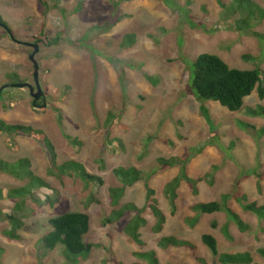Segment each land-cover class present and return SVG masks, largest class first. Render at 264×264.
Returning <instances> with one entry per match:
<instances>
[{"label":"rangeland","instance_id":"1","mask_svg":"<svg viewBox=\"0 0 264 264\" xmlns=\"http://www.w3.org/2000/svg\"><path fill=\"white\" fill-rule=\"evenodd\" d=\"M42 1L45 6L38 0H0V17L16 40L38 45L35 59L47 107H32L27 89L8 88L0 99V118L43 130L59 164L80 162L88 173L101 177L103 184L85 185L73 176L50 175L47 156L34 139L0 133V158L10 163L28 159L33 173L49 185L35 192L36 201L27 200L32 213L23 219L19 240L4 235L11 227L0 220V264H131L140 262L135 252L146 250L155 251L160 264H202L198 259L217 264L201 242L203 234L216 238L220 253L249 252L253 264H264L259 254L264 249V220L243 211L235 199L245 194L249 201L264 206V116L252 114L264 109V98L254 91L240 111L229 112L217 103L199 101L190 87L192 64L201 54L216 55L238 70L258 68L264 87V20L254 22L251 30L230 27L222 4L230 5L232 0H130L115 7L112 0ZM249 1L264 9V0ZM114 9L127 17L104 32L102 27L111 22ZM127 34H134L136 41L122 49ZM55 37L62 40L47 46ZM39 38L43 42L38 43ZM21 43L11 40L0 26V85L7 79L8 84L33 83L28 59L33 49ZM109 112L116 119L106 127ZM57 113L62 117L61 127ZM64 135L81 145L72 146ZM160 157L187 159V174L192 178H202L216 168L213 177L199 183L196 196L186 183L180 184L173 215L164 186L180 171L159 168ZM117 167L147 173L166 217L163 230L155 233L156 219L145 210L141 249L124 232L134 213L105 224L115 209L108 189L120 186L113 173ZM26 182L0 172L4 195ZM224 194L230 196L228 207L249 225L248 231L240 232L224 213L200 215L194 227L187 225L185 220L195 215L192 205L220 201ZM48 198L57 199L53 207ZM128 202L145 205L143 181L127 189L118 207ZM13 205L7 198L0 200V218L10 214ZM66 212L90 216L85 241L99 248L85 256L71 255L63 246L44 249L42 238L50 230L49 220ZM224 225H228V235ZM165 236L188 240L196 249H162L158 243Z\"/></svg>","mask_w":264,"mask_h":264},{"label":"trees","instance_id":"2","mask_svg":"<svg viewBox=\"0 0 264 264\" xmlns=\"http://www.w3.org/2000/svg\"><path fill=\"white\" fill-rule=\"evenodd\" d=\"M126 1L130 0H119L118 2L112 0V4L115 7L119 2ZM38 2L45 6L42 0H38ZM222 7L224 8L227 19L231 21L230 27L238 31L251 30L254 22L264 20V9L249 0H232L230 5L226 6L222 4ZM126 17V15H117V11L114 9L111 15V22L106 23L102 27V30L107 32ZM0 23L6 24L1 17ZM252 35L262 38L261 35L254 32ZM61 37H55L46 43L47 46L58 44L62 40ZM36 41L39 43L43 42L40 38ZM135 41L136 37L134 34H127L123 38L120 47L122 49L130 48L135 44ZM143 76L150 80L147 75ZM15 77L18 79L17 75H15ZM190 87L199 101L217 103L229 112L240 111L243 108L244 100L254 91L257 92L260 99L264 98L261 71L258 68L252 70L230 68L221 58L210 54H201L193 62ZM55 111L58 112L57 109H55ZM252 114L264 116V109L261 108L259 111L257 108V110H253ZM115 119L116 116L109 112L105 121V126H111ZM57 122L61 127L62 117L59 113H57ZM0 133L10 138L26 137L34 139L43 148L47 156L50 165V175L55 177L73 176L81 180L85 185L91 183L103 184L101 177L88 173L84 165L80 162L68 160L59 164L57 161L58 155L52 141L41 129L21 124H10L0 118ZM64 138L74 147L81 145L76 138L68 135H64ZM187 163V159H178L174 157H160L157 159L159 168L167 169L177 167L180 171L177 176L164 186V194L171 208V215L176 211V199L178 197L177 189L182 182L186 183L191 194L196 196L199 193V183L208 177H213L216 171V168H214V172H210L202 178H192L187 174ZM18 168L22 170L19 169V172H17ZM0 172L10 174L21 181H27L22 187L8 189L5 195L2 189H0V200L7 198L14 203L11 213L3 215V217L0 218V220L6 221L11 227L10 230L4 232V235L10 240H19L20 237L17 232L24 227L23 219L32 213L31 208L27 206V200L36 201L34 196L35 192L49 185L41 177L33 173L30 169V162L25 158L15 163H10L0 158ZM113 173L119 179L120 186L108 189L111 206L115 209H113L110 215L105 219V224H114L124 218L127 213H134V216L125 224L124 232L131 241L141 249L145 246L140 233L141 228L147 223L146 219L143 217L145 210L149 209L156 219L152 227V231L155 233H160L163 230L166 217L154 198L155 191L149 186L147 173L135 167H117L113 169ZM257 177L256 187L259 190L263 176L260 175ZM139 181H143L144 183L145 205L138 207L128 202L118 207L127 189ZM229 199L230 196L224 194L220 201L200 202L192 205L190 210L195 213V215L187 218L185 222L190 227H194L198 223L200 215L224 213L229 222L232 221L240 232L248 231L249 225H247L236 212L228 207L227 202ZM235 199L237 203L241 205L243 211L250 212L259 219L264 220L263 205H259L254 201H249L245 194ZM47 200L51 207L57 202V199L52 200L48 198ZM37 202L40 204L39 201ZM90 202H94V200L90 198ZM90 220V216L82 212H66L50 219L48 222L50 230L42 238L44 249L52 251L58 246H63L65 251L71 255H89L93 248H99L98 245L90 244L85 241V237L90 230ZM212 227L215 228V223H213ZM223 231L228 235V225H224ZM201 242L209 250L217 264H253V257L249 252H237L234 254L220 253L218 242L212 234H203L201 236ZM158 246L162 249L181 248L192 251L196 249L192 242L176 236L162 237ZM259 254L264 257V249H260ZM133 256L140 262L131 264H160L157 254L152 250L135 252ZM198 261L205 264L201 259H198Z\"/></svg>","mask_w":264,"mask_h":264},{"label":"water","instance_id":"3","mask_svg":"<svg viewBox=\"0 0 264 264\" xmlns=\"http://www.w3.org/2000/svg\"><path fill=\"white\" fill-rule=\"evenodd\" d=\"M0 26L9 33L11 39H14L9 27L6 24L0 23ZM21 44L33 49V51L28 55V59L33 65L34 87L29 83L5 84L0 88V96H1V92L6 88H17V89L27 88L29 90L30 97L33 99V105L36 106V102L39 99H41L42 100L41 106H38L36 108L45 109L47 107V100L39 82V65L35 59V55L38 53L39 47L37 44H30V43H21Z\"/></svg>","mask_w":264,"mask_h":264},{"label":"flooded vegetation","instance_id":"4","mask_svg":"<svg viewBox=\"0 0 264 264\" xmlns=\"http://www.w3.org/2000/svg\"><path fill=\"white\" fill-rule=\"evenodd\" d=\"M6 33H7V35H8V37L10 38V36H9V33L6 31ZM11 39V38H10ZM11 40H13L14 42H16V43H21L20 41H18V40H16L15 38L14 39H11ZM22 43H29V42H22ZM30 44H32V43H30ZM23 45V44H22ZM24 46V45H23ZM24 47H27V46H24ZM28 48H30V47H28ZM33 51V50H32ZM32 78H33V72H32ZM33 80V83H29L28 81H26L27 83H29V84H31L33 87H34V79H32ZM5 84H8V79H7V81L5 82V83H3V84H1L0 86L2 87L3 85H5ZM0 87V88H1ZM6 89H8V88H6ZM6 89H4V90H6ZM25 89H27V88H25ZM4 90L1 92V96H0V99H2L4 96H3V92H4ZM28 90V89H27ZM28 92H29V90H28ZM44 94H45V96H46V98H47V95H46V93L44 92ZM30 96V95H29ZM8 97H10V95H7V98ZM41 104H42V100L41 99H39L37 102H36V106H34L33 105V99H31V105H32V107H34L35 109H37L36 107H38V106H41Z\"/></svg>","mask_w":264,"mask_h":264},{"label":"bare ground","instance_id":"5","mask_svg":"<svg viewBox=\"0 0 264 264\" xmlns=\"http://www.w3.org/2000/svg\"><path fill=\"white\" fill-rule=\"evenodd\" d=\"M39 43V42H38Z\"/></svg>","mask_w":264,"mask_h":264}]
</instances>
